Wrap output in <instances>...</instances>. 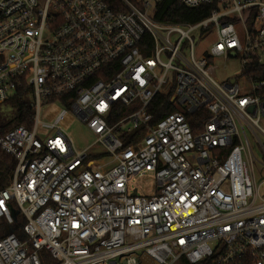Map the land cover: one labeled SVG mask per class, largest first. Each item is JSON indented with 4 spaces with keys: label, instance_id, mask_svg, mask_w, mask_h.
Masks as SVG:
<instances>
[{
    "label": "built area",
    "instance_id": "2783aa9c",
    "mask_svg": "<svg viewBox=\"0 0 264 264\" xmlns=\"http://www.w3.org/2000/svg\"><path fill=\"white\" fill-rule=\"evenodd\" d=\"M114 1L0 0V112L26 87L32 108L30 126L0 129L15 159L0 264H264L251 166L264 80L244 73L264 65V0H178L209 8L182 23L152 17L162 0ZM160 94L174 110L155 119ZM66 113L94 135L86 147L60 127ZM144 171L151 195L128 186Z\"/></svg>",
    "mask_w": 264,
    "mask_h": 264
},
{
    "label": "trees",
    "instance_id": "16d2710c",
    "mask_svg": "<svg viewBox=\"0 0 264 264\" xmlns=\"http://www.w3.org/2000/svg\"><path fill=\"white\" fill-rule=\"evenodd\" d=\"M107 3L111 6L117 4L114 0H107ZM208 12L209 8L205 6L190 8L178 0H162L155 4L152 17L160 22H196L207 15ZM244 73L252 80H264V65L249 63ZM257 93L264 96V86L260 90H257ZM155 99L154 106L150 107V111L153 112L155 119H159L168 113V111L174 110V106L164 104L168 102V99L163 94L158 95ZM29 102L30 96L27 87L17 91L13 97L5 101V107L0 112V129L2 132L22 123L30 126L32 108ZM127 137L132 139L133 136L128 135ZM14 164L15 159L13 156L0 149V189L7 186L13 172ZM16 232L21 235L19 231ZM42 264H48V262L43 260Z\"/></svg>",
    "mask_w": 264,
    "mask_h": 264
},
{
    "label": "rangeland",
    "instance_id": "374dc122",
    "mask_svg": "<svg viewBox=\"0 0 264 264\" xmlns=\"http://www.w3.org/2000/svg\"><path fill=\"white\" fill-rule=\"evenodd\" d=\"M196 44V49L202 46V42L198 43L197 38L194 39ZM227 72L232 73L236 70L233 62L227 63ZM226 71L221 69L216 70L215 74L223 77ZM5 107V106H4ZM64 106L57 101L54 103L42 104L39 110V119L46 122H51L54 116L63 108ZM59 122L61 128L65 130L67 134L72 138L75 146L78 149L86 147L88 143L94 140V135L91 134L85 125L78 121L77 118L70 113H66ZM49 132L43 130V135H47ZM253 156L256 160H252V174L253 178L257 184H259V193L264 196V152L261 146L256 145L253 140H251ZM264 144V141H263ZM129 188H137L138 192L145 195H151L154 189L153 174L147 171L138 172L132 175L127 180Z\"/></svg>",
    "mask_w": 264,
    "mask_h": 264
}]
</instances>
